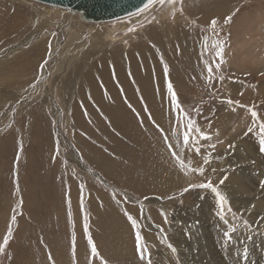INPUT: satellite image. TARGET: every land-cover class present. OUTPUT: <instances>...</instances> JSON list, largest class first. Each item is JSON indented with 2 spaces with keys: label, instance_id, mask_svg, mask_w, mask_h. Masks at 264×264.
<instances>
[{
  "label": "rangeland",
  "instance_id": "374dc122",
  "mask_svg": "<svg viewBox=\"0 0 264 264\" xmlns=\"http://www.w3.org/2000/svg\"><path fill=\"white\" fill-rule=\"evenodd\" d=\"M69 11L0 0V242L23 199V215L18 209L0 264H89L88 234L107 264H143L125 211L141 224L152 264H264V189L235 178L222 162L239 159L241 139L233 132L255 110L250 131L258 140L248 155L257 157L254 171L264 180L262 81L223 70L229 55L241 50L237 39L241 45L252 39L247 23L264 24V0H176L104 26L83 24ZM227 16L232 19L224 23ZM241 19L243 32L236 38ZM103 35L116 40L105 43ZM217 45L224 48L219 70ZM205 60L213 64L211 80ZM165 64L184 110L200 127L222 115L228 98L239 102L233 104L241 113L232 118L224 146L202 140L200 156L178 152L193 167L207 151L211 162L217 156L205 176L226 197L222 215L210 189L183 191L204 178L179 169L149 120L148 112L168 131ZM229 81L250 86L253 100L243 94L236 97L245 102L234 100L225 88ZM228 191L250 192L239 201ZM232 227L229 240L224 233Z\"/></svg>",
  "mask_w": 264,
  "mask_h": 264
},
{
  "label": "snow or ice",
  "instance_id": "6c2138e0",
  "mask_svg": "<svg viewBox=\"0 0 264 264\" xmlns=\"http://www.w3.org/2000/svg\"><path fill=\"white\" fill-rule=\"evenodd\" d=\"M176 0H147V3L144 6V9L141 10V12H147L149 11L153 6L159 5L163 7L165 4H174ZM182 12V9H181ZM175 15V13H173ZM153 19H155V16H153ZM232 19L231 16H227L224 20V23L230 22ZM217 20L212 19L210 21L209 27L212 29L216 28ZM129 31H132V29H129ZM153 47H155L153 45ZM218 50L216 51L215 55L220 58V62L215 63L214 67L219 70L221 63L223 62V51L224 48L222 45H217ZM163 59L161 55V60ZM47 60L44 61V63L41 65V68L44 67V65L47 64ZM204 64L206 66L207 75L208 78L211 80L213 77V64L209 63L208 60L204 61ZM163 71L165 73V86H166V92L165 97L168 100L169 105V129L166 132L163 127H161L159 124L155 122L151 118V113L148 112L149 120L151 121L152 125L159 131L162 135L163 141L165 143L166 148L169 150L170 155L174 161H176L179 169L183 171L186 175L191 172L194 174L199 175L200 177L204 178V182L198 183V184H189L188 187L184 188L183 191H188L191 188H201V189H210L212 192L215 193V195L219 198L220 206H221V215L224 212V205L226 203V197L222 195L217 188L213 185L212 180L210 177L205 176V172L207 170V165L210 164V160L208 159V155L205 153L204 158L202 160V163L197 166H192L191 159H188L187 162L185 161V158L178 155V152L180 150L188 152L190 155L194 154L197 156L201 155V141L202 140H208L210 137L201 129V127L197 124V122L186 112L179 100V97L174 89V86L170 80L167 79V72L168 68L167 65H164ZM231 103H239L238 101L233 102L231 100L228 101ZM146 109V106H145ZM174 110V111H173ZM193 111H197L198 109H193ZM258 114L255 110L251 111V117H256ZM143 123V121H140ZM183 125V130L180 131V127ZM173 137L174 140H170L169 137ZM174 144H176L178 147L174 148ZM213 149L215 148V145L211 146ZM229 147H233V145H229ZM260 151L264 152V148H261ZM212 172H215V169L211 170ZM227 179V176L224 177V179H221L219 181L220 184L224 183V180ZM259 187L261 189H264V180L260 181ZM18 188V184H17ZM81 193H83L84 185L81 184L80 186ZM67 204L71 205V199L70 196L67 198ZM84 201L81 199V206L83 208ZM252 207H255V205H252ZM20 210L19 214L23 215L22 209H23V199L21 198L18 202V205L16 208L12 209V214L10 216L9 222L6 227V231L2 237V242H0V254H3L6 249L8 248L10 242L12 241L14 237L13 232V225L17 224V210ZM227 211L229 213H232V209L229 206ZM233 215H236L235 213H232ZM139 215L143 216V208L140 209ZM125 216L127 217V220L130 222L131 228L134 230V239H135V247L136 252L138 255V258L143 262V264H152L151 261V253L149 251V247L145 241L144 235H142V229L141 224L138 222L137 217H134L129 212L125 211ZM85 223H84V229L85 232L88 230V224H87V216L84 217ZM260 220H264V217H260ZM245 224H248V221H244ZM251 227V225H249ZM236 228L232 227L231 232H225L224 235L230 240L232 238V234L235 233ZM87 242L90 245V262L89 264H95V261H99V264H107V261L104 259V257L101 255L100 251L98 250L95 242L92 240V237L90 234L87 236ZM169 248L172 249L173 252L176 251V249L169 244ZM75 255V253H73Z\"/></svg>",
  "mask_w": 264,
  "mask_h": 264
},
{
  "label": "bare ground",
  "instance_id": "6f19581e",
  "mask_svg": "<svg viewBox=\"0 0 264 264\" xmlns=\"http://www.w3.org/2000/svg\"><path fill=\"white\" fill-rule=\"evenodd\" d=\"M33 1H35V0H33ZM36 2H38V1H36ZM49 6H51V5H49ZM58 8H60V7H58ZM63 9H65V8H63ZM66 10H69V9H66ZM69 12L71 13L72 11H69ZM72 14L76 15V13H73V12H72ZM128 18H132V17H128ZM124 19H126V18H124ZM120 20H122V19H120ZM118 21L119 20H117V22ZM117 22L114 21L113 23H117ZM108 23L109 22H106L104 24L103 23H98V24H100L99 26H101V25L104 26L105 24H108ZM110 23H112V22H110ZM98 24H96V25H98ZM242 25H243V20L241 19L238 21V24L235 28V34L234 35L236 38H238L240 36V34L243 32ZM247 26L254 33L252 39L248 43H245L243 45H241L239 42V39H237L236 45L241 46V50L239 52L233 51L229 55L230 60H229L228 64L224 66L223 70L224 71L227 70L230 73H236V74H242V75H252L258 81H262V84L260 86H257V90L259 91V93L261 94V96L264 99V24L262 25V23L261 24L260 23H247ZM106 27H107V25H106ZM109 28H110V26H109ZM114 34H115V32H114ZM103 38L105 39V43L107 40L110 42H113V40H116L115 38H112V36H109V35H107L106 37L103 35ZM103 38L100 37V40H99V42H102V44L104 41ZM97 45H99V43H97ZM238 56H240V58H241V61L239 62V64L241 66H239L238 62L236 61ZM243 57H244V59H243ZM100 76L102 77V75H100ZM219 83H220V81H218L216 83L217 86H219ZM225 88L231 90L232 95H233L232 98L234 100H238V98H239L242 102H245L242 97H236V95H238V94H243L244 98L246 100H249V101L253 100V98H254V93L252 91V88L250 86H247V84H245L243 82L229 81L227 83V87L225 86ZM229 100H230V98L225 100L227 102V105L222 107V111H223L222 115H217L216 118L214 120H211L207 125L206 124L201 125L203 131L210 137V139H208L206 141L203 140L204 144L211 145L214 143L216 145H219L220 147L224 146L223 137L230 134L231 130H230L229 126L231 125L232 118L237 114V111H238V114L241 113V111L238 110V108L235 104L228 103ZM242 120H243V117H241V121L236 126V128H235L236 131L233 132V135L236 138H240L241 140L244 141V144H243V142L241 140L236 139L240 142V147H239V151H238L239 152V159H238V157L235 159H230V160L228 158H224V161L222 160V162H226V165L228 167H230V169L228 168V170L230 171V173L233 174V176L235 178H237V179L241 178L242 181H245L249 185H251V186L256 185V187H257V186H259L260 181L263 179V177H262V175L259 174L258 171H254L255 168H258V166H257L258 162H255L257 160V157H252L253 155H251V156L248 155L251 153L250 150H254L257 146L256 140H258V139L250 131L252 128V125L254 124V120L251 117L249 118V122H247L246 120L245 121H242ZM207 153H208V151H207ZM216 157L217 156H214V159ZM250 157H252V160L254 161V163L251 162L249 164V158ZM214 159L211 163L214 162ZM227 159H228V161H226ZM235 165H240L241 168H239L238 166L235 167ZM234 167L236 168V171L233 170L234 171L233 172L232 169ZM228 192L232 195L231 196L232 199L235 196L239 195L237 197V200L240 201V200L244 199V198H242L243 195L248 194L250 191L238 192L236 194L231 193L230 191H228Z\"/></svg>",
  "mask_w": 264,
  "mask_h": 264
},
{
  "label": "water",
  "instance_id": "95a60500",
  "mask_svg": "<svg viewBox=\"0 0 264 264\" xmlns=\"http://www.w3.org/2000/svg\"><path fill=\"white\" fill-rule=\"evenodd\" d=\"M39 3L69 9L86 25L114 22L139 15L147 0H35ZM154 6L151 8L153 9ZM146 14L142 15V18ZM119 27L115 26L114 31Z\"/></svg>",
  "mask_w": 264,
  "mask_h": 264
}]
</instances>
